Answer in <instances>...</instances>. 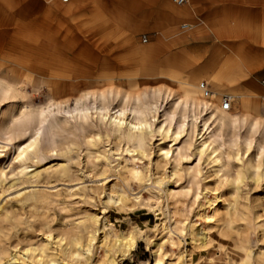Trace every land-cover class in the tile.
<instances>
[{
	"label": "rangeland",
	"instance_id": "1",
	"mask_svg": "<svg viewBox=\"0 0 264 264\" xmlns=\"http://www.w3.org/2000/svg\"><path fill=\"white\" fill-rule=\"evenodd\" d=\"M38 1L42 3V8L34 10L59 11V8L69 7L77 0L67 3L61 0ZM86 1L93 3L91 9L87 10L90 13L84 17L86 25L93 22L106 31H113L112 36L108 32L103 35L101 47L92 45L87 54H82L80 48L67 52V49L55 42L54 50L64 56L52 53L53 64L32 60L27 62L28 57H2L0 54V73L9 75L14 82H26L29 99L34 107L52 98L68 100L70 106H73L72 99L76 95L87 90L106 89L111 82L108 79L122 75L128 76L122 77L125 81L122 89L132 91L133 94L152 86H167L171 77L190 82L196 76L197 90H200V82L206 80L216 92L213 98L207 100L221 104L225 94L233 95V106L229 110L233 117H257L262 122L260 130H264V67L256 74L260 67L250 69L249 64L239 62L246 58L242 57L238 49L235 53L239 58H233V49L228 40L211 25L200 21L203 8L195 0H189L190 3L184 5L170 0L176 9L183 8L185 11L165 9L163 0H108L110 3L104 6L107 9L104 13L97 9L94 0H84V3ZM17 2L21 8H27L22 0H10L5 2L9 6L6 9L17 11ZM195 15L198 18L195 19ZM75 21L72 17H57L54 25L56 28L72 27L76 25ZM18 25L15 18L14 24L9 26ZM4 27V23L0 24V43L21 42L22 39L14 33L4 35ZM144 36L148 37L147 42L143 41ZM64 37L68 38L65 34H59L60 39ZM106 42L108 46L103 47ZM38 58L49 59L42 56ZM6 61L9 62L7 65ZM76 61L87 64L89 69L84 68L86 73L77 69ZM73 74L83 78L73 81L69 88H59L52 92L53 81H70ZM99 74L104 78L98 80ZM243 74L252 79L243 80V76L237 83L254 82L261 92L258 96L237 90L231 83L234 76ZM31 76H39L38 82H29ZM214 76L220 78L218 83L213 79ZM153 78L155 80L147 81ZM77 82L81 84L76 85ZM171 86L179 88L177 83ZM253 87L250 86L249 91L256 92ZM191 92L194 94V91ZM200 96L203 95L200 93ZM119 103L120 99L117 98L111 107ZM33 128L31 126L28 134L14 130L11 138H0V264H23L25 248L47 250L57 237L64 238L62 245L65 242L72 243L76 237H81L85 243L86 227L100 234V238L108 230L104 229L106 221L112 225L111 228L125 235L135 228L142 230L130 254L122 258L121 252L116 253V264H151L153 256L144 237H157L166 203L174 210L178 227L182 228L183 222L190 219L196 221L194 228L187 226L184 236L175 234L185 254L190 253L193 246L192 233L205 224L204 219L195 216L198 209L194 200L195 181L202 192L207 186L217 188V193L222 195L221 212L225 211L224 199L235 203L237 211L242 212V217L241 213L234 217L235 223L239 225V234L243 233L241 237L249 224L252 231L246 235L251 251L249 260L245 261L244 251L236 247L235 230L226 228L228 237H224L215 228L211 233L214 240L194 253L193 264H264V234L255 228L256 221L264 223V176L255 179L246 172L239 182L219 183L218 177L209 171L205 157L200 159L193 146L187 150L186 143H183L187 135L178 143L181 153L175 152L168 159L159 155L161 135L157 132L149 137L146 153L139 149L129 152L126 143L95 114L79 117L76 114L72 116L65 112H53L41 135L37 152H31L26 160L19 159L20 149L28 143ZM230 131L235 132V129L231 127ZM245 132L246 129L242 128L241 133ZM119 153L122 156L119 157ZM249 154L254 161L259 157L264 161V152L258 154L252 149ZM247 158L243 155L244 160ZM239 162L225 157V170L231 178L236 177L235 169ZM135 163L142 172L138 178L129 172ZM25 167L28 168L23 172ZM37 171L38 174L33 176ZM261 171L264 169L261 168ZM167 189L171 191L169 199ZM115 191L126 192L127 198L123 203L109 202L110 192ZM136 196H140V200H136ZM246 214L249 223L243 220ZM93 217L98 218L97 223ZM166 245L163 264L175 261L179 251L178 248ZM15 254L20 258L18 261L11 258ZM102 254L103 250L96 244L89 253L91 259L87 264H95ZM63 264L79 263L69 256L64 257ZM103 264L110 263L104 261Z\"/></svg>",
	"mask_w": 264,
	"mask_h": 264
},
{
	"label": "bare ground",
	"instance_id": "2",
	"mask_svg": "<svg viewBox=\"0 0 264 264\" xmlns=\"http://www.w3.org/2000/svg\"><path fill=\"white\" fill-rule=\"evenodd\" d=\"M162 5L169 11H185L183 8L176 9L171 4L170 0H163ZM55 16L57 15L51 13H46L44 15L45 19L54 18ZM85 16H87L85 13L77 11L69 13L68 17L76 19L77 22L75 21L76 25L68 29L64 26L56 28L55 25L49 24L46 20L37 25V13H28L26 16L23 15L21 18H17L19 25L15 27L20 28V30H18L19 35H22L27 40L34 43L33 45H31V43H26L24 47H22L24 52L22 57H28L29 61L27 62L32 60L43 64H53L54 60L51 59L52 52L50 51L51 48L54 49L55 42L67 49V52H74L75 49L77 50V48H80L79 50H81L82 54H87L88 48L92 45L101 47V39L104 38L103 35H106L105 33H107V31L104 30L101 25L93 22H91L90 25H86ZM14 21L15 17L12 15L0 16V24L4 23L9 26L13 25ZM60 33L65 34L68 38L64 37L60 39ZM32 56L37 59H33ZM40 56L49 59L44 60L43 58H38ZM15 62H17V60ZM8 63L9 62L6 61V65ZM75 66L77 69H80L82 73H86L84 70L85 67L89 69L87 64L83 61H78ZM256 67L259 68L261 65H255V68ZM38 77H29V82H38ZM68 77H70V75ZM97 77L98 80L104 78L101 74L97 75ZM122 77L126 78L128 76L122 75L118 78L108 79L111 82L106 89L87 90L76 95L72 99V101H74L73 106H70L68 100L52 98L44 104H41L39 107H34L29 99L26 82H14L9 75L7 76L0 73V99L15 100L22 105L18 112L5 114L3 119L8 122L0 125V138L4 136H8V139L11 138L14 130L22 134H28L31 126H33V132L29 136L28 143L23 146V151H20L18 156L19 159L26 160L31 152H37L41 135L53 112H65L72 116L73 114H76L79 117H87L91 114H95L100 121L108 124L111 131L115 133L119 139H122L126 143V150L129 152L139 149L143 153H146L149 137L157 132L161 135V141L158 144L159 155L168 159L172 157L175 152L177 154L181 153V147L178 143L185 135H187V138L183 140V143H186L187 150H191L193 146L196 155L200 159L205 157L209 171L212 175L218 177L219 183L226 182L231 184L239 182L242 180L246 172L255 179L264 176V171H261V168L264 169V161L261 157H259L257 161H254L253 157L249 156L252 149H255L258 154L264 152V130H260L262 122H260L257 117L251 116H243L235 119L233 114L229 111L233 106V95L225 94L230 97L231 100V107L229 110H226L222 107V101L221 104H217L211 100H207L216 95L214 90L213 95L210 98H206L202 91H200L201 89H196V76L193 77V80L190 82L171 77L169 80L170 84L168 83L167 86H152L135 94H133L132 91H125L122 89V85L125 82ZM79 78H83V76L73 74V77L69 78L70 81L67 80L58 83L53 81L51 86L52 92L58 91L59 88H69L73 84V81L79 80ZM213 79L218 83L220 78L214 76ZM239 79L241 78L233 77V81H231L237 90L254 93L257 96L261 93L256 90L257 88L255 89L256 92L249 91L250 86L257 87L254 82L246 81L245 84H238L237 81H239ZM151 80L155 79H148L147 81L149 82ZM174 83L179 84L178 89L171 86V84ZM78 84H81V82L76 83V85ZM191 91H194V94ZM200 93L203 95V98L200 96ZM117 98L120 99V103L117 106L111 107L113 101ZM231 127L235 129V132L230 131ZM242 128L246 129L244 134L241 133ZM167 142L170 145H168ZM121 153H119V157L122 156L120 155ZM243 155H246L248 158L244 160ZM225 157L240 161L235 169L236 177L234 178H231L225 170ZM113 163L115 164V162ZM27 168L28 167H25L23 172L27 170ZM129 172L132 176L137 178L142 174L139 167L136 166V163L129 168ZM170 173L171 172H169V175ZM37 174L38 171L34 172L32 175L34 176ZM195 185L194 200L198 208L195 216L198 219H204L203 221H205V224L202 225L200 223L202 227L198 231L195 230L192 233L193 246L190 253L185 254L182 246L178 245L179 242L176 240L175 234L178 233L184 236L186 234L185 229L187 226L189 225L194 228L196 221L190 219L187 222H183L182 228L178 227L177 221L174 218V210L171 208L170 204L166 203L167 206L165 205L166 210L164 217L158 225L161 230L158 232L157 237L151 239L148 237L149 235L146 237L142 236L149 246L153 256V262L151 264H163L166 244L172 248L179 249L177 259L171 261L169 264H193L194 253L196 251L198 252L208 243L211 244L214 240L211 233L215 228H217L218 234L224 237H228V234L225 231L226 228L227 230H235L234 232L237 235V237H235L236 247L244 251V260H249L251 258V251L246 235L252 231V227H250L249 224L245 231H243L244 235L241 237L243 233L239 234V225L234 221V217L239 213L235 207V203H230L227 199H224L223 203L225 211L221 212L220 203H222V195L221 193H217V188H210L207 186L204 188V192H202L200 191V186L197 181H195ZM119 192H110L109 202L117 204L123 203L127 198V194L126 192ZM170 195L171 191L167 189V199H169ZM135 199L140 200V196H136ZM240 213V217H242V212ZM93 219L94 222H98V218L93 217ZM244 219L247 223L250 222L247 214L243 216V220ZM255 225V228L260 229V232H263L264 234V223L256 221ZM110 226L112 225L108 221L104 223V229L108 230L105 231L104 235L100 238V234L97 235L96 232L86 227L87 236L85 243H83L81 237H76L72 243L65 242V245H62L64 238L55 237L56 240L50 243L47 250L32 247L25 248V256L23 257L22 263L63 264L64 257L70 256L79 264H87L91 259L89 253L91 252L92 247L98 244V247L103 250V254L95 264H103L104 261H107L110 264H116V253L118 251L121 252L122 258L130 254L135 249L142 230L135 228V230H132L125 235L119 233ZM11 258L14 261L20 259L17 257V254L13 255Z\"/></svg>",
	"mask_w": 264,
	"mask_h": 264
},
{
	"label": "crops",
	"instance_id": "3",
	"mask_svg": "<svg viewBox=\"0 0 264 264\" xmlns=\"http://www.w3.org/2000/svg\"><path fill=\"white\" fill-rule=\"evenodd\" d=\"M6 1L10 2V0H0L1 2L0 16L12 15L17 19L23 17V15L26 16V14L28 13H37L36 22L40 23L46 20L49 24L52 25H54V20L57 17L67 18L68 14L74 11L85 14L90 13V11L87 10L91 9L93 4L90 3V1H86L84 3V0L83 1L79 0V2L77 0L69 7H65L63 9L59 8L58 9L59 11L56 10V11L37 12V10L34 9L41 10L42 8V3L40 1L22 0L25 3V7H27L28 9L21 8L20 4L17 2L16 4L17 11H8L6 8H8L9 6L5 4ZM11 1H15V0H11ZM69 1L70 0H68L67 2ZM94 1L97 5L96 6L97 9H100L103 13L107 10L104 9V6L107 4V2H109L108 0H94ZM242 1H246L245 4L242 3ZM67 2H63V3H67ZM195 3H197L199 7L203 8V11H200V21L202 23H206V24L208 23L209 25H211L217 33L223 35V37H225L228 40V43L233 49L232 51L234 53L233 58H239L235 53V51L238 49L240 51V54H242V57L246 58L239 62L249 64L250 69L252 68L255 69V65L260 64L261 67L258 70H256V74L259 71H261V69L264 67V42H263L264 41V0H195ZM192 11L194 10L192 9ZM46 13L55 14L57 16H55L54 18L45 19L44 15ZM194 17L195 19L198 18L197 15H195ZM68 28L70 27L66 26V29ZM18 30H20V28L10 27L8 25H5V27L2 29L4 35L7 36L11 33H14L15 35L19 36L22 39L21 42L8 41V42L0 43V54L2 57H4L5 55L22 56L24 54L22 47H24L26 43L28 44L31 43V45L34 44L33 42L27 40L22 35H19ZM23 31L26 32L25 30ZM107 32L110 36L113 35V31L108 29ZM117 40L118 39H116L115 41ZM106 46H108L107 42L106 44H104L103 47ZM50 52H52L54 55H57L59 57L64 56V55H60L57 51H55L52 48ZM214 62L217 63L216 60H214ZM228 62L239 63L238 61L236 62L235 60L233 61L229 60ZM234 77H239L243 79L251 78L246 74H243L241 76H234ZM255 89L259 90V87H255Z\"/></svg>",
	"mask_w": 264,
	"mask_h": 264
},
{
	"label": "built area",
	"instance_id": "4",
	"mask_svg": "<svg viewBox=\"0 0 264 264\" xmlns=\"http://www.w3.org/2000/svg\"><path fill=\"white\" fill-rule=\"evenodd\" d=\"M63 2H67L68 0H62ZM176 4L178 5H184V4H187L189 3V0H173ZM184 25H187L186 23ZM143 41L144 42H147L148 41V37L147 36H144L143 38ZM200 89L203 93V95L206 97V98H210L212 95H213V89L211 87V85L206 81V80H203L201 81L200 83ZM222 107L226 110H229L230 107H231V100H230V97L228 96H224L222 98Z\"/></svg>",
	"mask_w": 264,
	"mask_h": 264
},
{
	"label": "snow or ice",
	"instance_id": "5",
	"mask_svg": "<svg viewBox=\"0 0 264 264\" xmlns=\"http://www.w3.org/2000/svg\"><path fill=\"white\" fill-rule=\"evenodd\" d=\"M21 107L22 105L15 100L0 99V125L6 124L8 122L7 120L3 119L6 113L18 112ZM20 150L23 151V148H21Z\"/></svg>",
	"mask_w": 264,
	"mask_h": 264
}]
</instances>
